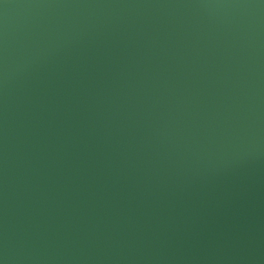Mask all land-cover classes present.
<instances>
[{"label": "water", "instance_id": "1", "mask_svg": "<svg viewBox=\"0 0 264 264\" xmlns=\"http://www.w3.org/2000/svg\"><path fill=\"white\" fill-rule=\"evenodd\" d=\"M201 1L67 0L29 28L17 19L2 31L0 88L33 86L18 104L0 100L3 160L14 162L17 179L46 165L75 173L56 203L0 204V264H264V71L227 59L244 49L228 41L264 10L198 19L235 0ZM171 2L193 18L176 24ZM110 4L134 30L120 62L104 41L115 27ZM218 53L222 64L213 63ZM221 68L237 71L191 77ZM177 76L226 81L208 104L194 91L179 94ZM235 83L241 88L215 97ZM157 91L166 101L154 112ZM80 93L95 100L101 121L79 115L92 109ZM64 113L74 121L64 138L77 157L55 156L44 142L48 122ZM26 133L43 142L24 143Z\"/></svg>", "mask_w": 264, "mask_h": 264}, {"label": "bare ground", "instance_id": "2", "mask_svg": "<svg viewBox=\"0 0 264 264\" xmlns=\"http://www.w3.org/2000/svg\"><path fill=\"white\" fill-rule=\"evenodd\" d=\"M66 1L67 0H59L57 2L47 4L46 2H37L34 0L25 2H23L22 0H12L9 2H7L6 0H0V35L1 33H3L2 31L7 27H14L17 19H19L22 22L23 26L27 28L35 25V23L40 21V18L43 19L45 17V14L48 11ZM166 1L169 2V0ZM169 8L170 9L167 10V12L176 24H178L183 18H193V16H190V11H188L187 7L185 6L177 5L171 2L169 3ZM34 10H36L37 12H35ZM256 10H264V0H235L233 3L229 2L226 6L201 11L198 13L199 15L197 18L202 19L200 16L201 14L209 15L213 13H219L222 16H219L216 19L219 21H223L225 20L224 17H235L236 15L237 17H242L247 14L248 11L252 12ZM2 11L5 13H11V15L16 16V19L3 17L2 15L5 14L2 13ZM108 11L111 13L115 21V27L109 33H107L106 39H104V41L112 40V44L120 52L117 55H112L116 58L117 62H120L126 57L128 52L130 53V47H125L124 49L122 47L127 43L128 40H132L134 30L130 31V29L126 26V19L122 11L115 5L112 6L110 4V9ZM244 29L245 33L243 36H234V38L230 39L228 41L229 43H227L234 44L238 42L244 49H242L236 55L231 56L227 59H229V61H234L235 63L243 62L245 63V65L255 68V71H264V69H260L264 65V16H262V19L259 21L248 23L246 26H244ZM1 37H3V34L1 35ZM216 48L218 47H214L210 50L208 49L205 53L200 54L201 58L203 59L212 57V51ZM218 55L222 56V53H218L216 55L217 58L213 60V63L222 64L225 58H221ZM51 64H54V62L49 59L45 65L50 66ZM235 71L237 70L234 68H221L213 72H207L203 75L194 73L191 77L199 76V78H212L224 74H231ZM240 72L245 71H239L237 72V74ZM191 77L181 78L177 76V89L179 94L189 92V90L194 91V93L192 94L197 95L208 104L212 102V95L214 94L216 86L226 81V79H223L216 83L202 84L201 82H198ZM146 81L147 80H145V82ZM231 81H233V79L226 82L225 85H227ZM29 86H31V84L26 83L23 85H16L7 90H3L2 88H0V100H3V97L5 96V105L9 106L18 104L20 102L18 95L21 91L28 88ZM32 87L33 86H31V88ZM235 87L241 88V85L235 83V85L230 89H219V93H217L215 97H217L220 93L224 94L226 92H234ZM249 87V91H252L254 88L252 84H249ZM153 94L154 95L152 101L149 104L152 105V109L154 112H159L161 110V106L163 105L159 98L161 97L164 101L166 100L164 95L159 91ZM30 95L31 91L28 90L26 93V97H29ZM80 95L81 103L84 104V108L90 106L92 107V109H88L85 111L82 109L79 112V115H82L83 117L91 116L94 120L101 121V114L98 111L95 100L90 99L88 95L86 96L83 93H80ZM153 100H156V106L153 105ZM87 102L90 103L86 104ZM75 106L80 108L79 104H75ZM108 108L112 109V106L109 105ZM117 109L118 107H113L114 111H116ZM72 122L74 121L70 119V116L67 113H64L63 115L48 122L46 130L51 132L47 133L48 138L44 142L46 143L49 151H52L53 149L55 156L73 155L77 157L78 150L76 152L73 151L72 147L67 144V142H65L64 138L65 132H68L70 130L69 125H71ZM23 142L26 144H37L43 142V139H41L36 133H26L24 135ZM63 149L69 152H64ZM19 155L20 157H24L25 150L20 151ZM80 160L85 161L84 159ZM89 161L92 162V159H89ZM24 168L26 171H29L28 167ZM63 169L64 168H62V170ZM15 170L16 166L14 162L10 160H3L0 152V204H21V202H23L28 203L27 205L31 206H35L39 203L41 206H48L57 202L58 196L56 198H52V196L57 193L60 184H67L72 187L71 185L72 179L74 178L75 166L71 168L67 173L59 175L60 171L58 167L52 168L49 165H46L45 167L42 166L40 168L37 175L25 174L21 178L18 177V179L14 176ZM87 172L88 171H86L85 173Z\"/></svg>", "mask_w": 264, "mask_h": 264}, {"label": "rangeland", "instance_id": "3", "mask_svg": "<svg viewBox=\"0 0 264 264\" xmlns=\"http://www.w3.org/2000/svg\"><path fill=\"white\" fill-rule=\"evenodd\" d=\"M10 1H12V0H10ZM215 1H217V0H211V1L202 0L201 3H203V4H209V3H213V2H215ZM209 5H210V4H209Z\"/></svg>", "mask_w": 264, "mask_h": 264}]
</instances>
